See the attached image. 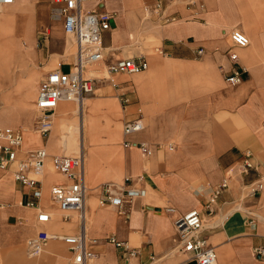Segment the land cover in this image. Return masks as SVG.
<instances>
[{
    "label": "crops",
    "instance_id": "1",
    "mask_svg": "<svg viewBox=\"0 0 264 264\" xmlns=\"http://www.w3.org/2000/svg\"><path fill=\"white\" fill-rule=\"evenodd\" d=\"M20 1L9 6L17 8ZM43 1L18 13L0 6L1 98L12 91L20 96L35 71L41 78L35 55H27L31 65L21 77L10 56L24 38L35 44L34 18L50 13V0ZM117 1L84 4L113 15L111 29L102 36L99 69L129 57L146 59L149 68L101 80L94 95L86 97L96 117L111 119L94 133V141L88 140L87 129L83 134L86 216L87 200L96 203L89 206L96 224L90 232L87 228V236L89 249L97 256L89 264H194L191 254L180 251L173 239L175 218L193 209L204 218L201 234L220 264H264V0ZM55 11L54 26L60 24L65 32L60 11ZM168 17L176 19L167 22ZM234 30L248 35L247 47L233 45ZM230 50L237 52L236 61ZM73 64L61 63L58 68L69 71ZM235 71L241 82L233 85L227 76ZM47 74L37 85V94ZM137 117L144 119V129L126 134V123ZM51 133L26 131L20 153L24 158L32 150L48 151L39 205L50 212L49 222L40 223L38 208L28 205L34 199L32 188L17 181L12 170L0 168V264H68L74 256L58 238H52L40 256L28 254L27 240L39 231L74 235L81 224L79 212L71 211L66 218L52 201V186L67 179L53 167L52 158L65 153L51 141ZM142 143L149 145L150 154L143 153ZM89 146L95 150L94 159ZM225 179L228 188L216 195ZM106 185L116 191L141 186L148 194L122 215L116 207L100 204ZM168 206L175 207L176 214H169ZM109 236L136 249V255L109 242ZM93 238L98 239L96 244L90 243ZM260 248L262 254L256 251Z\"/></svg>",
    "mask_w": 264,
    "mask_h": 264
},
{
    "label": "built area",
    "instance_id": "2",
    "mask_svg": "<svg viewBox=\"0 0 264 264\" xmlns=\"http://www.w3.org/2000/svg\"><path fill=\"white\" fill-rule=\"evenodd\" d=\"M17 0H0V5L9 6ZM35 1V0H29ZM60 11L63 27L68 34L74 37L76 52L75 61L69 71L61 68L53 70L42 80L36 98L37 116L35 129L41 135L49 134L53 129V114L63 101L83 99L88 94H94L97 82L108 79L112 75L126 73L138 74L149 68V63L144 58L129 57L117 59L105 64L102 75L86 76V70L93 65L103 61V33L110 30L113 15L108 12H99L84 8L85 2L89 0H51ZM176 18L168 17L166 21ZM233 45L237 48H245L250 44V38L241 30H234L231 35ZM204 52L199 50V54ZM232 60L238 59V54L234 50L229 51ZM230 84L241 82L239 71L227 76ZM127 101V100H126ZM145 122L142 117H137L125 125V133L130 134L144 129ZM23 148V132L21 129H1L0 130V168L10 169L14 172L17 181L32 188L34 199L28 202L29 206L38 208V221L47 223L51 220V214L39 205V200L43 195L42 179L44 165L48 159V151L45 148L26 152L24 158L20 157ZM174 149L173 146H170ZM143 153L150 154L151 150L146 143L141 144ZM52 164L56 171L62 173L67 182L55 184L51 188L52 201L56 203L61 212H79L81 218L80 229L74 235H51L46 230L39 231L28 240V254L38 257L43 252L44 247L52 238L63 240L73 252V258L68 264H89L97 254L89 249L87 236V216L85 212L87 185L85 170V153L80 150L76 154H59L52 158ZM246 167H251V163L246 161ZM228 179H225L222 186L216 191V195L221 194L223 189L228 188ZM148 192L145 187L129 186L121 190H114L110 185H106L105 191L100 198L102 206L111 205L118 209L122 215L127 214L139 198H145ZM169 214H176L177 209L173 206L166 207ZM176 247L191 254L194 264H220L217 252L208 244L202 236L204 229V218L201 212L193 209L185 215L177 216L174 220ZM108 241L117 247H124L130 256H135L136 249H130L125 242L117 240L115 236H109ZM98 239L93 238L90 243L96 244ZM257 253L262 254V249H257Z\"/></svg>",
    "mask_w": 264,
    "mask_h": 264
},
{
    "label": "bare ground",
    "instance_id": "3",
    "mask_svg": "<svg viewBox=\"0 0 264 264\" xmlns=\"http://www.w3.org/2000/svg\"><path fill=\"white\" fill-rule=\"evenodd\" d=\"M116 2L118 3L119 1L116 0ZM118 12H120V9ZM66 35L70 38L72 36L67 32ZM70 48L71 46L68 42L67 52L70 50ZM97 69L99 70V64L90 66L88 68L86 76L94 74ZM39 80L40 79L37 77V73L35 71L32 77H30L29 80L25 83L24 89H20V96L17 95L16 91H12L10 95L4 96L5 110L3 111V114L5 118H0V125H10L13 127L21 128L23 133L29 130L39 135V132H37L35 129V120L37 115L36 97L37 85ZM95 114V110L89 106L86 97H84L83 99L81 98L80 100L62 102L53 114V121L54 124L56 123V126L58 127V133L52 136L51 141L54 142L58 150L62 148L61 151L63 153H66L71 149L73 152L80 151L82 149L84 150V152H86L85 149L87 147V144L85 143V139L83 137L85 129H87L88 131V140L92 142L94 141V133L101 127H107L111 120L109 117H96ZM67 128L72 130L70 138H66ZM89 147L92 151L91 159H94L92 158V153L95 152V150L92 146ZM95 204L96 203H94L90 198L87 200V228L89 229V232L95 227L96 224L92 213L89 211V206H95ZM57 218L61 220L60 216H58ZM68 225L69 224H67V226Z\"/></svg>",
    "mask_w": 264,
    "mask_h": 264
},
{
    "label": "rangeland",
    "instance_id": "4",
    "mask_svg": "<svg viewBox=\"0 0 264 264\" xmlns=\"http://www.w3.org/2000/svg\"><path fill=\"white\" fill-rule=\"evenodd\" d=\"M41 3H44L43 0L39 2H33L29 0H21L20 5L17 8H11L10 6H3L4 9H11L10 13H18L19 10L32 7L39 6ZM50 4V13L49 16L44 17L42 14L36 15V28H35V44H33L28 39H22V47L16 51L14 57H11V60H15L17 68V76H24L26 70L31 65V58L27 55L33 54L36 56L37 65L39 69L42 71L41 79L51 70H54L59 67L61 63H70L75 61V52L76 45L74 37H68L65 32L60 31V24L57 28L54 26L56 19L54 18V14H56L55 9H57L56 5L49 1ZM60 19H58L59 21ZM60 22V21H59ZM63 28V27H62ZM71 46L70 50L66 52V44ZM159 50L158 45L154 44V51L157 52ZM12 60V61H13ZM102 69H104L105 64H102ZM38 82V84H39ZM5 93V92H4ZM94 94H88L87 98H90ZM5 110V102L4 97H0V118L4 119L3 111ZM1 127V126H0ZM58 133V127L56 123L53 124V129L51 133V137ZM72 134V130L67 128V137L70 138ZM77 148V147H76ZM62 148H60V152ZM76 150V149H75ZM79 151L69 150L66 154H76Z\"/></svg>",
    "mask_w": 264,
    "mask_h": 264
}]
</instances>
